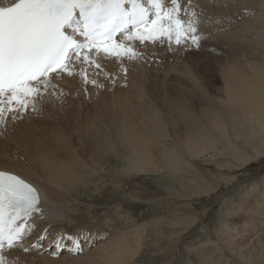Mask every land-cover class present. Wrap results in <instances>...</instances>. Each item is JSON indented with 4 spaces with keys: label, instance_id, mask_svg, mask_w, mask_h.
I'll use <instances>...</instances> for the list:
<instances>
[{
    "label": "bare ground",
    "instance_id": "bare-ground-1",
    "mask_svg": "<svg viewBox=\"0 0 264 264\" xmlns=\"http://www.w3.org/2000/svg\"><path fill=\"white\" fill-rule=\"evenodd\" d=\"M197 1H200L201 6L215 9H220L225 2L227 7L224 5L223 9L227 11H231L229 7L233 5L229 2L230 0H193L194 5ZM14 2L15 0H0V4L4 6ZM251 9L254 22L247 27L256 25L257 31H260L254 41L247 44V48L253 53L247 55V58L235 56L234 59L221 62L214 60L225 67L222 96L211 95L200 88L195 73L202 59L197 53L186 57L188 60L198 56L190 59V65H185L184 69L180 64L175 66V71L181 75L179 78L168 80L174 70L171 66L176 64L177 57H181L186 49L196 51L197 48L178 46L174 41L170 45L165 41L158 42V45L169 47L168 50L171 51L176 49L172 58L175 60L173 63L170 62L169 68L165 66L167 61L165 58L158 67H155V69L159 68L157 71L148 69V73H156L149 77L151 73L142 75L140 71L135 70L136 62L131 66L132 82L136 83V87L144 94V96L141 95L144 98H141L138 93L137 97L130 96V92L127 93L129 87H117V91H114L112 95H107L105 92L107 89L101 90L103 88L92 87V91H88L89 85L87 87L82 78V87H79L81 86L78 84L81 82L79 75L70 77L65 74L55 81L59 88L56 95L50 96L51 103L44 106H48V109L39 113L29 110L23 113L22 119L13 121L9 118L6 127H0V133H2L0 134V170L17 174L37 187L45 209L44 218L36 221L37 227L31 239L30 236L28 240L26 239L25 244L35 243L36 238L45 229L48 231L47 239L44 240L45 244L43 245L44 241H41L40 250L25 253L20 248L11 251L5 249V255L9 261L18 257L16 264H130L141 253L149 225H143L138 229L136 227L128 229L123 225L121 232H117L115 237L109 239L106 231L97 232L96 228L92 229L93 231L82 232L83 226H76V222L73 226L75 230L69 231L68 227L72 225L67 224L70 221H66L65 217L70 219L66 214L74 210L72 201L69 200L70 196L78 184L87 179L82 151L89 152L93 158L98 152L101 154L99 157L101 161V158L112 151L128 150L129 155L126 158L128 169L134 173L168 171L183 174L182 177L190 181L193 193L198 195L214 192L217 187L210 184L206 186V178L199 177V173L196 177H189L190 174L197 173V169L186 157L190 156L192 157L190 159L194 160V158L199 159L205 156L208 159L218 160L221 167L225 165L222 160L227 157L229 161H232L230 165L242 169L252 164L255 159L264 156V0H254ZM245 30L248 29L244 25L236 30L232 27L228 30L229 39L243 37ZM235 31L239 35L235 34ZM122 39L123 36L120 34L117 40ZM202 41L201 43L204 44ZM148 43L151 42L141 43L137 40L135 48L139 51L142 49L140 45ZM259 52L260 54L263 52L261 56H255ZM243 60L248 62L247 66L244 65ZM100 61L104 62L105 68H102L105 69H103L105 73L111 72L110 76L117 77L122 76L124 72L122 68L129 69L133 62V60L124 59L121 65L120 61L111 56L104 57ZM106 62H109L110 66ZM162 69L164 76L158 74ZM187 78V83H184ZM110 80L107 84L111 83ZM154 80L161 83L163 87H157ZM169 82H176L178 90L170 91L171 94L166 95L165 93L170 90L166 89ZM111 85L108 86L111 87ZM79 88L87 91H76ZM67 93L70 94L66 96L69 104L74 102L70 110H68L69 104L65 103ZM75 96L78 100L74 101ZM113 106H116V113L109 112ZM133 108L137 109L134 111ZM136 112H138V118L135 117ZM70 120L72 123L69 122ZM68 135L73 136L68 137ZM70 138H77L78 146H72L73 142ZM239 140L244 142L243 145H252L254 154L247 153L246 146H242ZM13 143L16 150L12 146ZM15 151L19 152L20 156L15 158ZM229 216L235 217V221L231 223L225 221V227H222L224 229L218 235H225L227 240H221V242L210 240V244H216V250L219 251H222L223 246L226 245L232 255L231 261L225 254H220L218 258L215 257L216 260L213 257L214 262L219 258H225L227 264H264V180L244 194ZM72 217H74L73 214ZM72 221L74 222L73 218ZM60 222L62 227L59 226ZM51 224L52 227L62 229L59 232L64 239L59 249L53 244L57 236L53 228L51 230ZM153 225L155 228L157 224ZM50 233L52 234L49 235ZM68 236H79L82 241V252L85 251L84 249L86 251L83 254L76 253L72 241L67 239ZM84 237L88 239L85 240ZM87 248L90 249L87 250ZM30 254L33 259L28 261Z\"/></svg>",
    "mask_w": 264,
    "mask_h": 264
},
{
    "label": "rangeland",
    "instance_id": "rangeland-1",
    "mask_svg": "<svg viewBox=\"0 0 264 264\" xmlns=\"http://www.w3.org/2000/svg\"><path fill=\"white\" fill-rule=\"evenodd\" d=\"M234 1L235 0L229 1L235 5L234 8L233 5H230L229 8L231 11L223 9L224 5L227 7L225 2L220 9L211 7H209V9L204 5L201 6L202 4H200V1L196 2V5H198V8H196L197 13L199 12L198 15L200 14V26L202 25L200 30L203 32L202 36L204 37V40L202 39L204 44L201 43L203 47L200 46L196 49V51H190L186 49V52H183L182 56L177 57L175 60L172 58L176 49L173 51L168 50L169 47L166 48L164 45H158V42H151L143 46L140 45L139 47L142 49H139V47L138 49L143 54L142 57L140 60H133L126 73L122 72L123 78L122 76L117 77L115 75H111L112 77H115L112 78L109 75L111 72L107 73L106 71L105 73V67L103 64L107 60H103L104 62L99 61L100 63L102 62L101 65L104 67L102 68V70L104 69L103 71L90 68L88 70L90 78L96 79L98 84H102L103 87H97L93 85L91 86V84H87V87L89 85L88 91H92V87L94 89L103 88L101 90L107 89L105 90L107 95H112L114 91H117V87H129V90L126 89L128 92L126 90L124 91H126L128 94L130 92V96H144L142 92H139L135 85L136 83L134 81L132 82V72L130 69L131 66L135 64V62V70L140 71V73L144 75L148 73V69L150 71L154 70L155 67H158V64L162 63L163 59L165 60V58H167L165 63L166 68H169L171 63H173V60H175L176 64L171 66L174 69L171 73L172 78L170 76V78H168V80H171L181 76L175 71V66L180 64L184 69L185 65H190V59H194L198 56L189 58L188 60L186 57L190 54L197 53L202 59L200 67L195 73L200 88L204 92H209L211 95L222 96L221 89H223L224 86L223 75L225 67L217 64L215 61L221 62L225 61L226 59H234L235 56L245 58L247 55H251L253 52L247 48V44L251 41H254L256 36L260 34V31H257L256 25H253L250 28L247 27L248 24L250 25L253 24L252 22H254L250 12L252 10L251 8L254 0ZM230 12L231 14H229ZM242 25L248 29L245 30V33H243V37H237L239 39H229L228 30H231L232 27L236 30ZM208 29L210 30L208 31ZM235 34L239 35L236 31ZM144 46L147 48H144ZM207 47L210 48L208 49ZM262 53L263 52H261V54ZM261 54L259 52L255 56H261ZM243 61L244 65L247 66L248 62H245V60ZM142 63L144 65H142ZM106 64L110 66L109 62H106ZM238 64H240V62ZM158 69H155L154 71H157ZM98 71L99 74L97 75L96 73H98ZM141 71H144L145 73H142ZM163 71V69L162 71L160 70L158 74L160 76H164L162 75ZM155 74L156 73H151L149 77ZM79 80L81 81V77ZM109 80L111 81L110 84L113 85V87L111 85L112 88L108 86L110 84H107L109 83ZM187 80L188 78L184 83H187ZM82 81L78 83L81 85H78L80 88L82 87ZM154 81L157 87H163L161 83L157 82L156 80ZM129 83L133 84L134 86L130 85ZM173 83L175 85H173ZM177 86L178 84L176 82H169L168 88L166 89H170L169 92L173 90L176 91L178 88ZM80 88L76 91H87ZM169 92L167 91L164 93L169 95L171 94V92ZM69 93H67L65 97L67 95L69 96ZM142 96L141 98H144ZM51 99L52 97L49 96L43 103V112L48 109V106H44L49 105V103L52 101ZM75 100H78L77 96L74 97V101ZM65 103L69 104L68 97H66ZM73 103L69 104L68 110L71 109L70 107ZM133 109L135 111L137 108ZM60 112H62V110ZM109 112L116 113V106H113ZM134 114L135 117L138 118V112ZM69 122L72 123V120ZM71 136L73 135H68V137ZM70 141L73 142V144H71L72 146H78L76 142L77 138H70ZM239 143L242 146H246V149H244L247 153L254 154L252 145H243L244 142L241 140H239ZM12 146L16 150L14 143ZM14 153L15 158L20 156L19 152L15 151ZM97 153L98 152L94 154L93 158V156H90L89 152H81V154H84L82 157L85 160L84 172L87 176V179L80 182V185L78 184V187L72 191L73 197L70 196L69 200L72 201L74 208L73 211L76 213L74 214V212L71 211L66 214V216L70 218L68 219L65 217L66 221H70L67 224L72 225L71 227H68L69 231L75 230L73 229V226L76 222V226H83L82 229L84 230H82V232H86L87 230L93 231L96 228L97 232L106 231L108 234L107 238L109 239L111 237H115L117 232L120 233L121 226L123 227V225L127 226L128 229H134L135 227L138 229L143 225H149L148 235L144 241L143 249L141 253L136 256L134 261L132 260V262H130V264H221L223 262V264H227L225 258H219L218 261L214 262L213 257L216 260L220 254H225L229 258V261H231L230 256L232 255L226 245L223 246L222 251H219L216 250V244H210V242H221V240H227L225 235H222L223 238L222 236L218 235H220L219 233L222 232V229H224L222 227H225V221L226 223L235 221V217H230L229 213L235 208L236 204L240 201V199H242L244 194L253 186L258 185L264 180V156L255 159L252 164L242 169L236 168L234 165H230L232 161H229L227 157L222 160V163L225 164L223 167L219 166L218 160L208 159L205 156H202L199 159L194 158V160L190 159L192 158L190 156L186 157L188 160L193 162L196 167L195 169H197V173L194 175L190 174L189 177H196V175L199 173V177L206 178L207 182H205V185L210 184L211 186L217 187V190L214 192L212 191L209 194L203 193L198 195L193 193L190 181L182 177L183 174L171 173L168 171H157L146 174L134 173L128 169L126 160L127 156L129 155L128 150H125V152L112 151L107 156H104V158H101V161L99 159L101 154L98 153V155ZM123 154H125V156ZM87 162L89 165H87ZM230 198H232V200ZM225 201H227V203H225ZM76 208L78 209V213ZM228 209H230V211ZM72 214L74 217H72ZM71 217L74 219V222L72 221ZM81 222H83L84 225ZM154 223L157 224L155 225V228L153 225ZM60 224L61 222L59 223V226L62 227ZM52 228L53 231L56 232H53L56 234V236H58V234L60 235V232L62 231L61 228L52 227L51 224V230ZM51 234L52 233L49 235ZM42 244L44 245L45 241ZM89 249L90 248H87V250ZM84 250L86 251V249ZM48 252L50 251L48 250ZM84 252L79 253L83 254ZM32 259V254H30L28 261ZM232 260L235 261V259ZM80 263H82V261Z\"/></svg>",
    "mask_w": 264,
    "mask_h": 264
},
{
    "label": "snow or ice",
    "instance_id": "snow-or-ice-1",
    "mask_svg": "<svg viewBox=\"0 0 264 264\" xmlns=\"http://www.w3.org/2000/svg\"><path fill=\"white\" fill-rule=\"evenodd\" d=\"M197 7L193 0H15L7 6L0 4V127H6L9 118L22 119L29 110L39 113L45 100L56 95L55 81L65 74L103 87L90 78L88 70H102L99 61L108 56L121 65L124 59H140L143 54L135 48L137 40L170 45L174 41L178 46L199 48L203 36ZM117 34L123 39L117 40ZM122 70L127 72V68ZM44 213L37 187L0 170V264L18 260L9 261L5 249L40 250L47 229L35 243L25 241ZM62 239L58 235L53 241L57 249ZM67 239L76 253L83 251L79 236Z\"/></svg>",
    "mask_w": 264,
    "mask_h": 264
}]
</instances>
